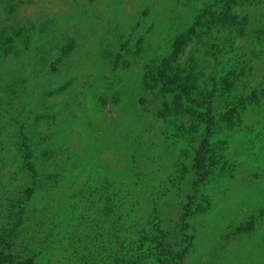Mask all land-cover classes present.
I'll use <instances>...</instances> for the list:
<instances>
[{
	"label": "rangeland",
	"instance_id": "374dc122",
	"mask_svg": "<svg viewBox=\"0 0 264 264\" xmlns=\"http://www.w3.org/2000/svg\"><path fill=\"white\" fill-rule=\"evenodd\" d=\"M115 210L164 264H264V0H0V264H105Z\"/></svg>",
	"mask_w": 264,
	"mask_h": 264
},
{
	"label": "trees",
	"instance_id": "16d2710c",
	"mask_svg": "<svg viewBox=\"0 0 264 264\" xmlns=\"http://www.w3.org/2000/svg\"><path fill=\"white\" fill-rule=\"evenodd\" d=\"M224 17L225 16L223 17L218 16L215 21L222 23L220 24V27L223 28L225 31H230V29H233L236 26L237 22L239 21L238 19L239 17L238 18L233 17L232 19H223ZM200 38L203 39V37ZM212 54L217 55L218 50L216 52H213ZM192 67L194 66H191L190 68ZM195 70L196 68L194 67L193 71ZM194 74H198V72L196 71ZM194 74L192 73V75ZM188 75L189 73H187L184 77L185 80V84H183L184 87L190 84L189 87L190 90L197 89L198 86L197 84H195L196 79H194L196 77H193L194 81L193 83H191L192 81H189V78H191L192 75L190 76ZM208 92L214 95L217 93V90L213 88ZM243 98L246 100L245 102L241 101L238 106L233 104L229 106L230 108L229 114L231 117L229 118V120L226 122L225 125L226 130L228 131L231 129L235 130L234 128L240 126V124L242 123L243 120L241 122H238L237 120H235V117H239L240 118L239 120H241L242 119L241 115L244 114L245 112H248L249 110L254 108L261 110L259 107H254V100L256 98V94L254 96H247V98L246 97ZM252 106L254 108L250 109V107ZM220 132L221 130L219 131V133ZM134 172L138 174L137 170H134ZM136 177H138V175H136ZM114 180L115 179H112L111 181L109 180V183H105L102 181V184L98 185V187L102 190H105L107 192V195L108 193L109 194L114 193V197L116 198L117 202H119V200L121 201L120 203L121 206L119 207V211L121 212L122 210H125V212L123 213L124 214L127 213L129 215L131 213V209L134 206H137L138 203H133V199H131V195L128 193L129 190H131L130 185L125 184L118 186L116 185V181ZM142 187H144V185L138 186V188L144 190L145 188ZM145 190L148 191L150 189L147 188ZM149 192H151V194H147V195L150 196L149 197L150 199H153L154 191L151 190ZM109 196H112V194ZM134 202H137V200H134ZM115 213L116 214L114 220L110 219L112 234L110 236V239L108 240L109 244L111 245V248L114 244L115 249L110 251L109 250L104 251L103 259L104 262H106L105 264H164V259H168V260H171L172 258L176 259V257L178 256V258L181 257V259L185 261L193 254L192 251L183 250L181 254L178 253L179 255L177 254L176 256L169 259L170 252L167 251L166 253H164V232L158 229V227L161 224V218L158 216V214H156V216L154 215L149 216L145 218L144 221L142 220H139L138 222L133 221L131 225H127L129 224L128 220L130 221V219L123 218L124 214L123 213L117 214L116 210ZM155 217L157 218L155 219ZM115 221L120 222L118 224L120 225V227H122L121 229H118V226L115 223ZM124 225L128 227L124 228L123 227Z\"/></svg>",
	"mask_w": 264,
	"mask_h": 264
}]
</instances>
